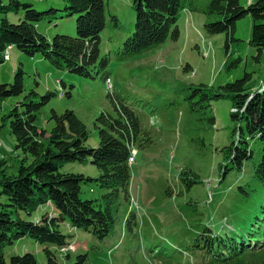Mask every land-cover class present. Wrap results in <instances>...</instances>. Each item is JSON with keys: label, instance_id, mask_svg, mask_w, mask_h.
I'll return each instance as SVG.
<instances>
[{"label": "rangeland", "instance_id": "374dc122", "mask_svg": "<svg viewBox=\"0 0 264 264\" xmlns=\"http://www.w3.org/2000/svg\"><path fill=\"white\" fill-rule=\"evenodd\" d=\"M103 1L105 26L98 46L100 57L109 58L108 84L100 77L58 70L40 54L28 56L15 46L8 48V59L0 64V82L13 83L12 74L19 65L25 78L21 95L1 101L0 161L8 174L16 173L21 151L14 148L8 121H2V116L31 90L37 93L35 99L47 91H58L37 112L36 126L49 130L54 124L51 109L58 113L71 109L87 126V147L99 143L96 116L102 111L115 115L112 100H116L117 105L133 110L141 129L133 147L137 154L129 165L128 198L120 200L113 228L105 239L58 218V229L71 235V244L55 254L56 261L71 264L77 255L86 254L82 264H202L200 255L188 250V245L204 227L214 232L228 228L246 231L251 220L261 215L264 184L257 180L254 171L264 155V141L249 139L251 157L244 160L241 169L232 168L222 175L219 168L225 162L222 148L235 139L234 131L239 126L243 128L244 122L231 118V111L237 108H231L228 97L211 99L209 107L191 110L190 102L198 99V95L190 97L191 87L204 84L217 90L247 72L251 78L245 89L251 96V92L264 87V48L256 59L257 50L248 42L250 15L236 21V40L225 41L223 32L208 33L203 28L205 15L183 9L177 16L176 40L167 38L158 46L121 59L117 51L133 29L135 12L131 0ZM238 1L246 6L254 0ZM2 2L6 4L8 0ZM20 2L32 3L39 11L62 10L65 5L64 0ZM206 2L197 0L201 5ZM54 14L56 18L50 22L38 21L37 30L48 39L57 33L75 36L77 15L65 17L61 11ZM113 15L118 19L117 26L111 19ZM5 17L18 23L22 12H8ZM211 115L213 124L207 119ZM60 170L92 177L98 173L89 157L82 162L65 163ZM181 170L195 174L197 182L180 180ZM103 192V188L83 184L81 197L90 200ZM6 203L5 195H0V209ZM129 212L135 214L132 229L124 222ZM46 214L57 216L58 212L49 203L31 214L20 211L21 218L26 220ZM24 237L4 248L6 260L11 255L30 252L37 264H46L44 247L50 245Z\"/></svg>", "mask_w": 264, "mask_h": 264}, {"label": "trees", "instance_id": "16d2710c", "mask_svg": "<svg viewBox=\"0 0 264 264\" xmlns=\"http://www.w3.org/2000/svg\"><path fill=\"white\" fill-rule=\"evenodd\" d=\"M64 2L62 10L39 11L29 2L8 0L4 4L0 0V64L4 62L5 49L15 46L28 56L40 54L58 70L83 77H100L103 81L110 78L109 58L100 57L98 46L100 32L105 26L104 1ZM130 6L135 12L134 26L117 51L121 59L158 46L167 38L176 40L179 36L177 16L183 9L205 15L203 28L208 33L223 32L225 41L236 40V21L250 15L252 25L248 42L257 50L256 59L264 48V0L250 1L246 6L238 0H207L203 5L197 0H131ZM17 11L22 12L18 23L5 17L8 12ZM56 11H61V16L65 17L77 15L75 36L57 33L48 39L37 30L38 21H52ZM116 18L113 15L111 19L117 26ZM188 67L186 65L185 69ZM13 73V83L0 82V107L5 98L24 92L25 71L19 65ZM250 78L251 74L244 72L241 78L226 82L217 90L204 84L191 87L190 97L198 95L197 100L190 102L191 110L209 107L211 99L228 97L231 108H237L231 111V118L244 122L243 128L239 126L234 131L235 139L222 148L225 159L219 167L222 175L232 168L241 169L244 160L251 157L249 139L264 141V87L249 96L245 84ZM36 95L31 90L2 116V121H8L15 140L14 148L21 151V157L15 174H8L4 162L0 161V195L7 199L0 209V264H37L30 252L11 255L8 260L4 257V248L21 237L25 239L24 236L37 243H48L50 246L44 247L43 254L46 264H58L55 254L71 244V235L58 229V218L67 219L70 226L83 228L98 239H105L113 228L120 200L128 198L129 147L134 146L141 132L133 110L112 100L116 114L99 112L94 123L99 143L96 147H87V126L71 109L60 113L51 109L50 119L54 124L49 130L36 126L37 112L48 98L58 95V91H47L38 99L34 98ZM213 118V115L207 118L211 124ZM86 157L98 172L94 177L60 170L65 163L82 162ZM254 173L264 184V155ZM179 177L190 183L197 182L192 172L181 170ZM83 184H93L105 192L98 198L84 199L81 197ZM44 203L51 204L59 217L46 214L34 220L21 218L20 211L31 214ZM260 208L261 215L251 220L246 231L228 228L214 232L204 227L188 245V250L198 253L202 264H264V203ZM124 222L132 229L135 214L129 212ZM85 259L86 254H79L71 264H82Z\"/></svg>", "mask_w": 264, "mask_h": 264}, {"label": "built area", "instance_id": "2783aa9c", "mask_svg": "<svg viewBox=\"0 0 264 264\" xmlns=\"http://www.w3.org/2000/svg\"><path fill=\"white\" fill-rule=\"evenodd\" d=\"M10 46H8L6 49H5V54H4V60H7L8 59V55H9V49ZM107 84L110 83V80L107 78L106 81H105ZM60 96H62V93L60 94ZM134 146L131 145L130 150H129V157H128V164L130 165L133 160H134V157L136 156L137 154V150L135 148H133Z\"/></svg>", "mask_w": 264, "mask_h": 264}, {"label": "crops", "instance_id": "0c3cea01", "mask_svg": "<svg viewBox=\"0 0 264 264\" xmlns=\"http://www.w3.org/2000/svg\"><path fill=\"white\" fill-rule=\"evenodd\" d=\"M187 10V9H186ZM187 11H189V10H187ZM190 12V11H189ZM65 255H68L67 253L65 254Z\"/></svg>", "mask_w": 264, "mask_h": 264}]
</instances>
